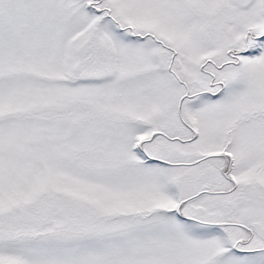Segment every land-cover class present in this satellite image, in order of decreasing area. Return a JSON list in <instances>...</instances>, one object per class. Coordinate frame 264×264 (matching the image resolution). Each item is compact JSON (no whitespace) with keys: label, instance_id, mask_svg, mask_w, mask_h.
Returning <instances> with one entry per match:
<instances>
[{"label":"snow or ice","instance_id":"obj_1","mask_svg":"<svg viewBox=\"0 0 264 264\" xmlns=\"http://www.w3.org/2000/svg\"><path fill=\"white\" fill-rule=\"evenodd\" d=\"M0 264H264V0H0Z\"/></svg>","mask_w":264,"mask_h":264}]
</instances>
